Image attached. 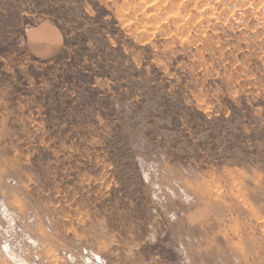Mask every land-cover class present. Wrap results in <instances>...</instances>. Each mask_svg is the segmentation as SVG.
<instances>
[{
    "label": "rangeland",
    "instance_id": "374dc122",
    "mask_svg": "<svg viewBox=\"0 0 264 264\" xmlns=\"http://www.w3.org/2000/svg\"><path fill=\"white\" fill-rule=\"evenodd\" d=\"M0 264H264V0H0Z\"/></svg>",
    "mask_w": 264,
    "mask_h": 264
},
{
    "label": "crops",
    "instance_id": "0c3cea01",
    "mask_svg": "<svg viewBox=\"0 0 264 264\" xmlns=\"http://www.w3.org/2000/svg\"><path fill=\"white\" fill-rule=\"evenodd\" d=\"M63 34L55 24H36L27 36L29 50L35 58H52L62 51Z\"/></svg>",
    "mask_w": 264,
    "mask_h": 264
},
{
    "label": "bare ground",
    "instance_id": "6f19581e",
    "mask_svg": "<svg viewBox=\"0 0 264 264\" xmlns=\"http://www.w3.org/2000/svg\"><path fill=\"white\" fill-rule=\"evenodd\" d=\"M261 2V1H260ZM220 3V2H219ZM237 3V2H236ZM204 5V4H203ZM261 5V4H260ZM188 6V5H187ZM199 8V7H198ZM212 8V7H211ZM209 12V11H208ZM214 12V11H213ZM214 15V14H213ZM216 28V27H215Z\"/></svg>",
    "mask_w": 264,
    "mask_h": 264
}]
</instances>
